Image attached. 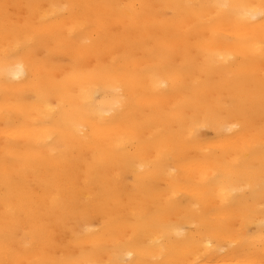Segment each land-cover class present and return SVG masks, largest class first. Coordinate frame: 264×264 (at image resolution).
Returning <instances> with one entry per match:
<instances>
[{
    "label": "snow or ice",
    "instance_id": "snow-or-ice-1",
    "mask_svg": "<svg viewBox=\"0 0 264 264\" xmlns=\"http://www.w3.org/2000/svg\"><path fill=\"white\" fill-rule=\"evenodd\" d=\"M2 7L4 115L20 112L30 122L11 133L5 130L0 264H210L207 256L218 249L226 254L221 264H264V0L29 4L24 7L33 11L23 21L11 12L19 5ZM115 15L122 25L112 24ZM57 21L64 26L56 29ZM225 23L246 61L242 71L226 77L221 74L236 63V55L202 38ZM82 37H90L86 49L75 46ZM54 51L75 56L58 77L48 71ZM26 62L34 75L26 89L18 90L29 79ZM161 72L177 97L167 106L137 91L148 79L155 94ZM101 97L104 103L98 106ZM98 111L102 118L93 120ZM135 112L143 119L118 123L117 117ZM225 112L235 115V123L228 122ZM83 120L93 128L118 129L109 145L111 155L150 145L156 155L142 165L149 172L168 160L182 162L184 146L200 143L201 129L219 132L227 125L229 136L218 135L213 146L202 148L205 171L191 187H211L221 204L217 213L232 226L197 210L187 214L188 226L178 230L167 222V212L136 206L130 213L109 215L102 230L76 231L72 218L90 209L77 203L72 170L64 165L77 144L88 139L79 124ZM145 129L146 141L140 136ZM105 162L94 160L89 170ZM37 167L49 169L48 186L57 192L43 207L37 202L39 193L27 191L24 183ZM53 216L70 237L52 229L47 218ZM257 216L261 219L253 231L249 225ZM26 218L33 222L31 231L25 230ZM25 238L30 243L21 246ZM182 254L194 258L185 261ZM134 255L139 258L131 259Z\"/></svg>",
    "mask_w": 264,
    "mask_h": 264
},
{
    "label": "bare ground",
    "instance_id": "bare-ground-1",
    "mask_svg": "<svg viewBox=\"0 0 264 264\" xmlns=\"http://www.w3.org/2000/svg\"><path fill=\"white\" fill-rule=\"evenodd\" d=\"M78 2V3H163L176 2V0H0V28L3 21V5L5 3L11 5H19L11 9L12 14L19 20L23 21L28 17L33 9L24 7L25 5L34 4L42 5L45 8L50 4ZM235 2L258 3L259 0H235ZM112 24L122 25V19L119 15L113 16ZM64 26L63 21L54 23L56 29ZM161 35L163 29L161 28ZM90 37H82L75 42V46L81 49L89 47L85 41ZM202 38L211 42L212 46L219 49H231L236 55V63L226 69L221 75L226 77L230 72L242 71V65L246 63L241 50L235 44L237 39L236 34L232 31L231 26L224 24L215 34L205 32ZM3 42V35L0 32V44ZM182 43V42H180ZM142 54V53H141ZM75 56L70 55L65 51H54L49 61L48 71L58 77L68 66L73 62ZM25 73L28 80L18 84V90L26 89L29 80L34 75V69L31 63L26 62ZM220 78L219 76L217 77ZM161 87L153 94L151 92V81L145 79L137 91L145 97L167 106L170 102H174L177 98L173 92V85L168 79L167 74L161 72ZM5 77L3 74V65L0 64V159L3 157L4 141L6 139L5 130L13 132L17 128H23L30 121L20 112H13L10 118L4 115L5 97L3 92ZM11 99V94H10ZM104 103L103 97L97 101L98 106ZM225 117L229 123H235V115L225 112ZM102 114L98 111L93 120H100ZM110 119V117H103ZM131 119H143L141 112L134 114L124 113L121 117H117L118 123H127ZM83 128L87 129L85 135L88 137L86 141L77 144L74 155L69 157V163L64 165L72 170L70 176V185L72 193L78 204L86 206L90 211L83 215H77L72 218L71 227L78 232H86L88 229L102 230L105 219L116 212L130 213L136 206L151 211L167 212V222L174 225L176 229L182 230L188 226L187 214L195 213L197 210L203 211L209 216H217L218 221H222L225 227H231L232 222L224 218V214H218L217 209L221 204L214 196V191L211 187H203L198 191H194L191 187L199 176L205 171L201 167V161L204 159L205 153L202 148L211 147L213 138L220 136H229L227 125L221 131L211 128H203L200 130V143H193L184 146L180 159L182 162L177 163L175 159L168 160L164 166L158 170L149 172L142 169V165L146 160L153 159L156 155L155 150L148 144L132 146L125 152H120L115 155L110 154L109 145L115 140L118 129L113 127H97L93 128L87 120L79 121ZM78 135V134H77ZM149 131L142 130L140 133L141 140L147 139ZM11 137H9L10 139ZM24 141L19 140L18 146L22 147ZM106 161L102 164H97L94 171L89 170V165L94 160ZM50 178L49 169L46 167H37L30 172L25 178L24 183L28 186L27 191H35L39 193L37 202L39 205L46 206L57 194L54 187L48 186ZM146 184V187H141L138 184ZM105 193H111L112 198L109 199ZM175 193V195H174ZM4 189L3 183L0 181V226L4 219ZM134 197V199H130ZM260 217L257 216L253 223L249 225L250 229L255 231L258 229ZM48 223L56 233H66L71 236L70 232L66 231L65 225L56 221L55 217L47 218ZM25 230L31 231L33 222L25 219ZM239 227L238 224L235 225ZM23 236V233H22ZM21 246L29 244V239H22ZM226 254L219 251L207 256L210 264H221ZM135 255L131 258L138 259ZM180 259L190 261L194 257L191 255L182 254Z\"/></svg>",
    "mask_w": 264,
    "mask_h": 264
}]
</instances>
